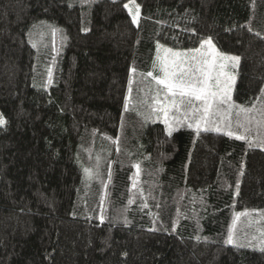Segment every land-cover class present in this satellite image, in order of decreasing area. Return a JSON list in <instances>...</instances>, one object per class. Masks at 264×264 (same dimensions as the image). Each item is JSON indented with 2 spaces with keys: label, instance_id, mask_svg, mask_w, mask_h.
<instances>
[{
  "label": "trees",
  "instance_id": "16d2710c",
  "mask_svg": "<svg viewBox=\"0 0 264 264\" xmlns=\"http://www.w3.org/2000/svg\"><path fill=\"white\" fill-rule=\"evenodd\" d=\"M128 2L0 0V264H264L226 243L235 213L264 219V148L185 128L169 137L124 110L129 81L133 103L151 83L141 74L157 43L188 50L209 36L241 57L233 100L248 105L264 88V0H136L138 26ZM41 21L66 38L51 84ZM96 157L106 183L112 174L103 222L105 189L83 171Z\"/></svg>",
  "mask_w": 264,
  "mask_h": 264
},
{
  "label": "snow or ice",
  "instance_id": "6c2138e0",
  "mask_svg": "<svg viewBox=\"0 0 264 264\" xmlns=\"http://www.w3.org/2000/svg\"><path fill=\"white\" fill-rule=\"evenodd\" d=\"M79 2L82 5H90L93 0H79ZM124 7L128 9L131 22L138 26L141 15L140 5L136 0H129ZM40 25L47 27L53 37L61 31L43 21ZM40 25H33V28L39 29ZM31 35L32 33H29V42L32 43L33 48H36L37 43L31 41ZM156 49L157 54L151 70L141 74L142 77L150 78L155 85V88L146 90L144 96L137 101L146 107V112L138 113L144 121L162 120L169 137L185 128L193 131L197 136L201 132H216L244 141L249 148H264V88L260 90L259 96L249 101L248 105L233 101L235 70L239 68L241 57L221 52L210 36L201 39L199 47L186 51H176L159 43ZM131 72L135 74L137 69L133 67ZM51 83L52 73L49 69L48 84ZM132 83L133 81L130 80L127 103L124 105L126 112L130 110V105L132 108L136 107L133 104ZM7 123V119L0 113V128H6ZM117 151L120 149L117 148ZM95 159L96 165L85 167L83 171L86 180H99L102 188L105 189L100 200L99 218L103 222L108 198L106 190L112 174L110 171L107 173L106 183L98 171L100 157ZM132 167L136 169L132 180L134 195L143 196L144 191L139 187L141 165L135 163ZM134 202V198L128 200L129 204ZM147 206V203L141 205L144 208ZM256 215L264 217V213H256ZM249 217H253V213L249 211L235 213L226 243L264 253V219H249ZM124 222L129 223L127 218ZM258 224L259 227L256 226Z\"/></svg>",
  "mask_w": 264,
  "mask_h": 264
},
{
  "label": "rangeland",
  "instance_id": "374dc122",
  "mask_svg": "<svg viewBox=\"0 0 264 264\" xmlns=\"http://www.w3.org/2000/svg\"><path fill=\"white\" fill-rule=\"evenodd\" d=\"M96 1H99V0H93V2H96ZM92 2V3H93ZM91 3V4H92ZM129 3V2H128ZM90 4V5H91ZM80 5L82 6V7H85V8H88V7H90V5H82L81 3H80ZM41 32L43 33V35H41ZM35 39L37 40V42L38 41H40V42H42V41H51L52 43H53V48H54V50H53V53H54V60L52 61L51 60V62L49 63L50 65H48V67H47V72H48V70L49 69H51V73H52V76H53V72H54V70H55V68H56V62H57V59H58V55L61 53V47L62 46H64L65 45V41H66V38H65V36H64V34H63V32L62 31H60V33H58L57 34V36L56 37H53L52 35H51V33L49 32V30L48 29H43V30H41V31H39L37 34H36V36H35ZM34 42V41H33ZM176 51H186V50H176ZM224 53V52H223ZM226 54H229V53H226ZM229 55H233V54H229ZM236 71V79H237V71L238 70H235ZM151 82V81H150ZM147 88L146 89H144V91H140V93H142V94H140V96H141V98L144 96V94H145V91L146 90H148V89H152V88H155V85H154V83H150V85L149 86H146ZM233 87H235V85L233 86ZM234 91V90H233ZM232 96H233V93H232ZM234 101V100H233ZM133 104H135L136 105V107L135 108H133V111H134V113H135V116L136 117H138V121L140 122H145L144 121V119H143V117L140 115V114H138L139 113V111L140 112H146V107L144 106V105H142V104H139V103H137V102H135V103H133ZM138 106L139 107H142L143 108V110H141V109H139L138 108ZM131 108V107H130ZM129 111H131V110H129ZM132 111V112H133ZM0 113H2L1 112V110H0ZM149 121H153V120H149ZM154 122H161V123H163L162 122V120H154ZM164 124V123H163ZM89 182H90V187H93V186H95V185H100V182H99V180H88Z\"/></svg>",
  "mask_w": 264,
  "mask_h": 264
}]
</instances>
